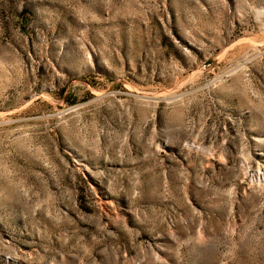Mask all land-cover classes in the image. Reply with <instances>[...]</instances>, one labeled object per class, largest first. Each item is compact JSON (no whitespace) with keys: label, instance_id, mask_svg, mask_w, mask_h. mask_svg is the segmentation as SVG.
<instances>
[{"label":"rangeland","instance_id":"rangeland-1","mask_svg":"<svg viewBox=\"0 0 264 264\" xmlns=\"http://www.w3.org/2000/svg\"><path fill=\"white\" fill-rule=\"evenodd\" d=\"M259 170L264 0H0V264H264Z\"/></svg>","mask_w":264,"mask_h":264},{"label":"bare ground","instance_id":"bare-ground-1","mask_svg":"<svg viewBox=\"0 0 264 264\" xmlns=\"http://www.w3.org/2000/svg\"><path fill=\"white\" fill-rule=\"evenodd\" d=\"M254 178H258V180L259 179H261V178H264V172H262L261 170H259L258 172H257V174H255V177ZM263 180V179H262ZM255 181V180H254Z\"/></svg>","mask_w":264,"mask_h":264}]
</instances>
